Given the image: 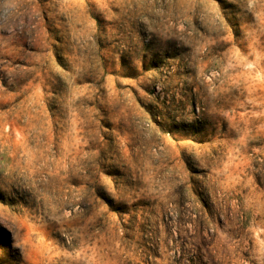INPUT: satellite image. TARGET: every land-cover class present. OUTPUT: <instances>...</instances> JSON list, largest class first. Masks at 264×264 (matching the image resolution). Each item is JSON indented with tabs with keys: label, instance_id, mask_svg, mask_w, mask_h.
I'll return each instance as SVG.
<instances>
[{
	"label": "rangeland",
	"instance_id": "obj_1",
	"mask_svg": "<svg viewBox=\"0 0 264 264\" xmlns=\"http://www.w3.org/2000/svg\"><path fill=\"white\" fill-rule=\"evenodd\" d=\"M0 264H264V0H0Z\"/></svg>",
	"mask_w": 264,
	"mask_h": 264
}]
</instances>
